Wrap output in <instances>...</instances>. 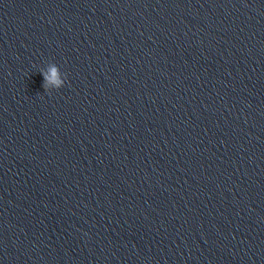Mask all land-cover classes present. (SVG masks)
I'll use <instances>...</instances> for the list:
<instances>
[{
    "label": "clouds",
    "instance_id": "9594fccd",
    "mask_svg": "<svg viewBox=\"0 0 264 264\" xmlns=\"http://www.w3.org/2000/svg\"><path fill=\"white\" fill-rule=\"evenodd\" d=\"M45 79L44 87L47 89L49 84L54 83L56 89L64 86L66 80V74H61L59 67L56 64L50 67V74H43ZM63 75V78H60Z\"/></svg>",
    "mask_w": 264,
    "mask_h": 264
}]
</instances>
